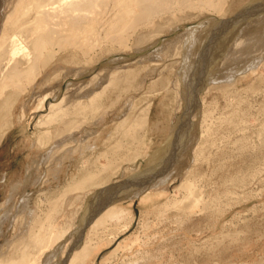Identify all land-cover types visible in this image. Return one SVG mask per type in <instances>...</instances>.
<instances>
[{"label": "rangeland", "instance_id": "rangeland-1", "mask_svg": "<svg viewBox=\"0 0 264 264\" xmlns=\"http://www.w3.org/2000/svg\"><path fill=\"white\" fill-rule=\"evenodd\" d=\"M257 1L259 0H231L234 11L228 13L226 17L234 16L248 4ZM260 1L264 3V0ZM180 13L186 17L191 13L196 14L197 11L187 9L177 14ZM261 14L263 15L264 11L248 19L237 21L231 31L226 29L220 32L217 23L213 26L214 28L207 34L208 37L204 38L201 49H199V51L203 49L207 52L204 55L207 63L203 62L206 72L210 69L223 68L225 56L229 54L232 44L240 37L243 27L254 24L256 18L262 16ZM214 15L206 13L198 18L186 20L178 24L179 26L173 31L167 28L164 34L155 39L158 40L157 46L171 41L175 36L184 33L187 28L199 26L202 21L210 23L211 21L206 18ZM141 30L143 28L139 27L136 31ZM135 34L131 33L130 38L128 37L131 43ZM101 36L94 42L87 54L80 47L65 44V48L63 46L62 50L57 49L59 51H56V55L40 68L41 72L35 77L36 80L28 82L29 85L26 83L24 86L26 88L22 86L20 89L16 87L8 89V92H15L12 99L15 114L12 115L11 111L8 112L9 108H6L5 112L0 114L1 123L17 120L22 112L25 113L22 118L26 129L19 132L17 134L19 138L16 139L13 138L11 126L6 131L8 135L5 138L0 137V203L4 199V176L8 174L10 178L16 175H26L24 167L29 158L34 155V148H30L24 138L28 134L41 133L42 126L37 125L40 117L36 118L33 113L39 103V97L46 92L54 91L58 84L61 85L62 96L68 89L69 80L73 81V84L85 80L75 75L77 69L87 66L100 54H106L113 48H122L110 41L108 35L101 34ZM146 46L145 50H137V52L149 54L151 50L157 48L154 44H146L142 47ZM130 55H133L132 59ZM139 57L141 56H135L134 50L125 51L123 49L120 53L95 60L96 62L90 67L93 73L88 74L86 80L102 71L106 66L104 63L108 66H115L119 62L122 64L134 62ZM113 58L121 60L114 63ZM216 60V64L220 66L214 64ZM161 62L159 66L163 65ZM158 63V61L147 60L140 64H132L131 70L137 72V75H131L129 82H122L121 90L113 91L112 85L105 93L103 106L97 109V114L102 116L107 112L105 115L108 118L106 122L108 135L117 127L119 110L130 95L134 96L137 105L132 119L135 123L117 134L109 146L108 153H97L94 150L86 156L78 155L74 158L76 160H73L72 169L68 165L70 162L67 164L68 167L64 165L60 179L53 176L55 165L46 166L45 164L44 170H49L50 180H44L38 188L35 187L34 204L38 209V215L46 217L47 214H54L58 209L60 212L56 214V217L64 220L65 216L69 219L73 208H77L81 212L74 228L76 232L81 227V219L86 215L88 200L95 195L97 190L140 170L150 169L153 173V177L150 178L153 181L170 169L180 159L182 153H185L186 163H190L193 167L186 178L194 182L199 201L195 203L194 197L189 195V190L175 189L168 195V203L170 201L174 203L176 199L179 202L176 205L172 204L170 210L166 212L169 215L167 219H165L166 215L160 216L164 207L163 202L167 198L158 203L157 207L150 209L148 205L141 203V196L135 197L133 201H125V208L133 210L136 215L142 211V221L147 219L151 226L145 229L141 226L142 221L140 224L134 223L131 229L124 234L120 232L122 231L121 226L113 225L100 233L98 237L93 236V244L96 242L98 246L80 264H101L102 261L103 264H264V145H262L264 140V61L256 72L248 70L244 78L235 84L222 82L212 85L204 100L207 80L205 87L199 93L200 104L192 115V122L185 125L175 136V147L172 143L168 146L164 144L168 142L172 134L174 137L177 127L173 129V125H178L180 122L187 105L186 102H189L190 94L187 92L192 91V88H185L183 85L182 89L187 91V97L180 106L175 86L173 84L164 85L161 82L162 75L152 72ZM181 67L182 62L177 68L178 71L176 70L177 73ZM129 71L125 69L121 73L126 74ZM174 72V68L165 69L163 77L166 79L170 76L176 79ZM104 76L106 79H111L110 73ZM238 77L241 76L238 75L236 79ZM94 83L92 86L101 91L99 83ZM123 88H127L128 91H123ZM147 110L151 113L149 122H146L143 117L138 119L139 115ZM6 118L8 119L5 122ZM203 128L209 129V133L202 138L197 148L195 144L189 146L191 134L194 131L201 134ZM162 146L164 149L161 148ZM147 151V157L142 159L141 157ZM150 154L154 156L151 158ZM134 159L137 160L134 161ZM105 182L109 184L101 187L95 186ZM134 188L136 187L131 189ZM91 190L92 192L86 197L80 209L82 196ZM68 196L71 197V203H66ZM21 223L22 221L16 224L15 228L12 226V235L19 232L22 228ZM133 231L147 233L149 239L145 242L132 241L124 247L125 249L115 250L118 240L113 242L114 237L119 235L121 241ZM85 235L82 243L86 239ZM155 236H159L160 239L158 240ZM146 250L150 252L146 253ZM143 253L147 254L145 258L142 257ZM151 253L159 254V257L150 256ZM60 255L61 251L59 256H55L49 264H63L64 258Z\"/></svg>", "mask_w": 264, "mask_h": 264}, {"label": "bare ground", "instance_id": "bare-ground-1", "mask_svg": "<svg viewBox=\"0 0 264 264\" xmlns=\"http://www.w3.org/2000/svg\"><path fill=\"white\" fill-rule=\"evenodd\" d=\"M187 9L196 10L197 13H191L186 17L181 13L177 14ZM232 11L234 9L231 0H0V114H3L6 108H9L8 112L11 111L12 115L15 114V106H12L15 92H8V89L11 87L20 89L26 86V83L29 85L28 82L36 80L35 77L41 72L40 68L56 55V51H59L57 49L62 50L63 46L65 48V44L80 47L87 54L94 42L102 37L101 34H105L108 35L110 41L122 47L113 48L106 54H100L87 66L77 69L75 75L85 80L74 84L69 80L68 89L62 96L61 85L58 84L54 91L50 93L45 91L46 93L39 97V103L33 113L36 118L40 117L37 125L42 126L41 133L28 134L24 138L30 148H34V155L29 158L24 167L26 175L8 178L7 174L3 178L4 199L0 203V264H49L55 256H59L60 251L64 263L80 264L98 246L96 242L93 244V236L98 237L100 233L113 225L121 226L122 231L120 232L126 234L134 223L140 224L142 211L137 215L134 214L133 210L124 207L125 201H133L135 197L141 196V203L148 205L150 209L157 207L158 203L163 202L162 200L175 189L189 190V195L194 197L195 203L199 201L194 182L186 178L193 167L190 163H186L185 153H182L180 159H177L178 161L170 169L167 168L166 172L144 186L131 189L127 198L116 199L99 212L85 230V241L72 248L78 231L74 232V228L81 210L73 208L69 219L65 216L64 220L56 217V214L60 212L58 209L54 214L41 217L34 204V192L35 187L38 188L44 180H50L49 170H44L45 164L46 166L55 165L53 176L60 179L64 165L67 167L69 165L72 169L73 160H76L74 158L78 155L86 156L90 151L108 153L109 146L117 134L135 123L132 119L137 105L134 96L131 95L119 110L118 125L110 135L106 127L108 118L105 114L107 112L102 116L97 114V109L103 106L106 97L104 95L107 90H110L108 89L110 86L113 85V91L121 90L122 82H129L131 75H137V72L131 70L132 64H140L147 60L158 61V66L153 68L152 72L162 75L161 82L164 85L173 84L175 86L180 106L187 97V93L190 95L188 96L189 102L186 104H192L193 99L191 102L190 100L194 96L193 92L183 90V85L186 88V82L193 70L204 38L216 23L217 27L220 26V21L226 19L228 13ZM206 13L215 14L206 18L211 21L210 23L202 21L199 26L187 28L184 33L175 36L171 41L157 46L158 40L155 39L164 34L167 28L172 31L176 30L178 24ZM256 19L254 24L247 23L248 25H245L242 30L237 26L241 30V35L232 44L229 54L225 56L223 68L207 71L208 84L204 100L212 85L222 82L235 84L244 78L248 70L254 73L260 68L264 61V14ZM139 27L143 30L137 32ZM232 28L231 25L228 29L231 31ZM131 33H136L132 43L128 39ZM100 41L102 42V39ZM146 44H154L157 48L151 50L149 54L143 52L139 54L137 50H145L147 46L144 48L142 46ZM226 45L224 46L227 47ZM123 49L125 51L134 50L135 55L141 57L126 64L119 62L120 57L113 58L114 63L119 62L117 65L108 66L104 63L106 66L103 65L102 71L86 80V76L93 73L90 67L94 62L108 55L120 53ZM160 62L163 63L162 66H159ZM181 62L182 67L177 73L176 70ZM216 62L217 60L214 64ZM168 68L175 69L176 79L170 76L166 79L163 77L164 70ZM125 69L130 70L128 74L121 73ZM104 73H110L111 79H106ZM238 75L241 77L236 79ZM102 78L104 79L101 80ZM94 82L99 83L101 91L93 87ZM124 90L128 91L127 88H123ZM24 114L21 112L17 120L14 118L15 120L9 123L6 122L8 117L4 124L1 123L0 115V137L5 138L8 135L7 129L12 126L13 138L18 139L17 134L26 129L22 118ZM150 114V110H147L139 115L138 119L143 117L146 122H149ZM176 127L177 124L173 125V129ZM208 133L209 129L204 128L201 134L194 131L188 145L195 144L197 148L202 138ZM171 142H173V134L164 146L170 145ZM262 142L264 145V140ZM147 154L148 151L141 158H146ZM153 156L150 154L151 158ZM107 184L109 183H98L95 186L101 187ZM91 192L92 190L82 196L80 209ZM168 201L167 198L163 202L164 207L160 212V216L166 215L165 219L169 217L166 212L170 210L172 204L176 205L179 202L177 199L174 203L173 201L168 203ZM66 203H71L70 196L66 198ZM87 213H89L88 209L81 219V224L85 221ZM21 221L22 228L12 235V226L15 228L14 226ZM148 222L144 219L141 226L148 229L151 226ZM141 232L133 231L121 241L119 235H116L113 240V242L118 240L115 250H122L132 241L145 242L149 239V234ZM155 237L160 239L159 236ZM149 252L146 250V253ZM146 253L145 255L143 253V258L147 256ZM150 256L159 257V254L151 253Z\"/></svg>", "mask_w": 264, "mask_h": 264}, {"label": "water", "instance_id": "water-1", "mask_svg": "<svg viewBox=\"0 0 264 264\" xmlns=\"http://www.w3.org/2000/svg\"><path fill=\"white\" fill-rule=\"evenodd\" d=\"M262 11H264V3H250L242 8L239 12H237L234 16L221 20L218 29L223 32L231 25L233 26L237 21L248 19ZM205 54H207L205 50L202 49L199 51L193 70L191 71L189 79L186 82V87H192L194 98L191 105L187 103V105L185 106L180 122L178 123L177 128L174 131L173 142H171L172 146L174 147L176 141L175 136L185 125H188L192 122V115L195 109L199 107V93L205 87L208 80L206 67L203 66L204 61L207 63V59H205L204 57ZM132 57L133 55H130V58ZM146 169L147 168H145V170ZM150 177H153V173L152 171H150V169L146 171L140 170L118 182L112 183L100 190H97V192H95V195L91 196V198L88 200L87 209L89 211V215L86 217L85 221L81 224L80 229L77 231L76 239L73 242L74 245L72 246V248L82 243L85 230L99 212H101L106 206H108L116 199L127 198L130 195L131 188L144 186L145 184L151 182L152 179Z\"/></svg>", "mask_w": 264, "mask_h": 264}]
</instances>
